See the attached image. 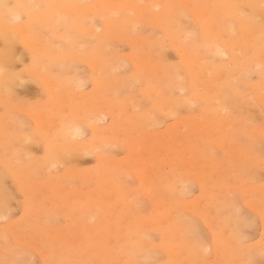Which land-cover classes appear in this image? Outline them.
<instances>
[{
    "label": "rangeland",
    "instance_id": "rangeland-1",
    "mask_svg": "<svg viewBox=\"0 0 264 264\" xmlns=\"http://www.w3.org/2000/svg\"><path fill=\"white\" fill-rule=\"evenodd\" d=\"M142 1V6L149 3ZM196 1L212 7L208 11L213 16L208 19L217 15L201 25L194 19L198 16L195 7H174L179 11L176 25L183 30L181 35L188 32L186 36L193 38L187 37L188 41L184 35L186 43L180 35L177 47L189 51L190 56L197 52L192 56L195 63L190 65L180 59L179 49L153 24L154 16L149 12L144 14L149 25L137 11L117 15L131 25V33L118 39V33L99 38L106 47L101 54L97 49L94 55L90 48L99 39L93 37V41L89 33H74L69 28L74 23L72 18L66 16L65 20L61 15L66 22L59 23L58 32L55 27L49 29L50 23L47 33L42 31L47 25L36 24L25 15L14 22L27 27L30 24L32 30L38 26L39 36L27 41L8 32L15 40L7 74L16 80L20 76V82L17 80L8 95L0 87V264H264V45L260 48L256 39L249 42L245 28L226 14L223 7L228 1ZM196 1L192 3L198 8ZM8 3L12 8L13 0ZM260 3L231 0L243 15L246 13L245 18H256L255 24L263 32L264 4ZM45 4L39 11L53 13ZM216 8H222L219 15ZM98 20L83 24L87 29L96 27L94 33L100 34L104 29ZM227 27L231 34L234 30V39L223 30ZM64 33L72 35L65 37ZM59 34L66 40L74 36L73 44L65 43ZM43 35L47 37L42 39ZM113 36L114 40L109 39ZM210 36L222 40L220 48L218 41L207 43ZM142 39L155 41L144 46ZM23 40L29 45H23ZM34 41L41 46L51 44L47 47L56 48L54 51L63 54L69 64H49L46 72L45 67L40 68L43 57L39 54L38 67L36 53L31 55L32 47L38 45ZM4 47L0 37V54ZM243 58L256 59V66L251 67L252 60L251 70H244L246 75L244 71L236 76L234 73L224 84L227 86L217 92L216 84L224 79L225 70L235 69ZM197 59L204 62L200 67ZM135 62L142 71L136 70ZM1 63L0 71H4ZM205 68L208 72L203 71ZM207 68L214 70L211 73ZM191 72L197 81L195 87L189 79ZM94 79L103 81V85ZM207 80H211L207 88L212 95L201 101ZM151 87L157 88L155 94ZM215 95L219 100L215 101ZM229 122L234 126L232 131L226 130ZM222 124L228 126L223 131ZM68 128L72 136L66 141L62 135ZM227 136L229 142H223ZM60 144L65 147L59 148ZM51 150L54 162L47 164ZM104 182L109 185H102Z\"/></svg>",
    "mask_w": 264,
    "mask_h": 264
},
{
    "label": "bare ground",
    "instance_id": "bare-ground-1",
    "mask_svg": "<svg viewBox=\"0 0 264 264\" xmlns=\"http://www.w3.org/2000/svg\"><path fill=\"white\" fill-rule=\"evenodd\" d=\"M149 1V3H148V5L147 6H142L141 4H143V3H141L140 4V2H143L142 0H13V7L12 8H8V0H0V37L2 38V41H3V43H4V45H5V47H4V50H3V52L0 54V63L1 62H3L4 63V65L2 66V68L3 67H6V65H10V60L11 59H13V58H11V56H12V51H13V39L15 40V38L14 37H11L12 35H10L8 32H12V33H14V34H16V35H19V36H21V38L23 39H25V40H27V41H29V40H31V39H33V36H34V38H36L35 36L38 34V29L37 28H39L38 26L35 28L33 25V30L32 29H30V24H29V27H27L25 24L23 25V24H18V25H15L14 24V22L16 21V20H19L20 18H21V16L22 15H25L29 20H32V22L34 21L36 24H39V25H47L45 28H43L42 29V31L43 32H46L47 30H48V27H51V26H49V25H51L52 24V27L51 28H49V29H52L53 27H55V28H53V30L55 29H57L58 30V28H60L61 27V25H59V23L61 24V23H63V21L64 22H66L65 20H67V18H66V16L68 17V18H72V22H73V20H74V23H73V26H70L69 28H71L72 29V31L74 32V33H78V34H84V33H89V35L90 36H92V40L94 41V39H96V41L99 39V38H106V36L107 35H109V33H111V35H109V36H112V35H114V34H117V39L119 38L118 36H124V35H127L128 33H131V31H130V27H131V25L128 23V22H126V20H123V19H119V18H117L116 16L118 15V16H120L119 14H123V12L124 11H126V10H128L129 12L130 11H132V13H134L135 11H137V12H139L140 14H139V18H145L144 17V14L145 13H147V12H149V13H151V14H153L152 15V17L154 16V23L153 24H155L159 29H160V31H163V33L168 37V38H170L171 39V41H172V43H173V46H176L177 47V43L179 42H177L176 41V39H177V37H179L181 34H182V31L180 30V27L179 26H177L176 25V23L178 22V17H177V15L179 14L178 12V10L177 9H175L176 7H179V8H181V7H187V6H189V7H195L196 9V11H194V12H197V18L195 17L194 19H197V21L202 25H204L205 23H203L204 21L206 22H208L209 21V19H210V21L212 20L213 21V19L214 18H216L215 16L217 15H214V18H209L208 19V17H210V15L212 14L211 12H209L208 10H211L210 8H212V7H205L204 5H202V3L204 4V2H202V3H199V2H197L196 0V2L197 3H199V6H198V8L196 7L197 5H196V3H192V0H148ZM194 1V0H193ZM220 1V0H219ZM226 1H228L227 2V4L228 5H226L225 3V6L223 7L224 9H225V12H226V14L227 15H229V16H234L235 18L234 19H237V23H239V24H241L244 28H245V32H247V36L249 37V42L251 41V42H254L253 40L254 39H256L255 41H256V44L259 46H261V45H264V34H262L261 35V33H264V30H263V32H262V30L260 29V25L259 26H257L255 23H258V21H255L256 20V18H255V20H253L252 21V19L251 20H249V19H247V17L245 18V15H246V13L243 15V13L241 12V10H240V8H239V5H236L235 4V6H237V7H234L232 4H231V0H223V2H226ZM253 1V0H252ZM263 1V3H260L259 2V0H258V3H260V4H264V0H262ZM45 4V6H48V8H50V9H53L54 10V12L53 13H47V11H44V13H41L39 10L42 8H40V9H38L39 7H40V5L41 4ZM233 3V2H232ZM221 4V3H220ZM223 4V5H224ZM242 5V4H241ZM245 5H247L246 3H245ZM256 5H257V2H256ZM256 5H251V6H253L254 8H257V7H255ZM263 6V10H264V5H262ZM175 7V8H174ZM215 7V6H214ZM253 7H251V8H253ZM218 8V7H217ZM217 8H216V11H217V13H218V15L220 14L219 12V10H222V8L221 9H219V10H217ZM260 8H261V6L259 7V11H260ZM193 9V8H192ZM258 9V8H257ZM176 10L178 11V12H176ZM213 10V9H212ZM255 10V9H254ZM192 11V10H191ZM215 11V12H216ZM219 11V12H218ZM214 14H215V12L214 11H212ZM178 13V14H177ZM249 13V12H248ZM56 14H59L58 16L56 15ZM126 14V13H125ZM193 14H195V13H193ZM261 14H262V11H261ZM65 17L64 19H63V17ZM128 15H131V14H128ZM243 15V16H242ZM259 15V14H258ZM62 17V18H60V17ZM136 16H138V15H136ZM136 16H134L133 18H135ZM195 16V15H194ZM211 16H213V14L211 15ZM256 16V15H255ZM151 17V16H150ZM220 17V16H219ZM262 17V16H261ZM99 19L101 22H102V27H103V32L102 33H100V34H98L97 32V34H95L94 33V30H95V21L97 20V19ZM132 18V17H131ZM132 18V19H133ZM137 18V17H136ZM139 18L137 19V20H139ZM142 18V19H143ZM181 18V17H180ZM253 18V19H254ZM258 18V17H257ZM260 18V17H259ZM258 18V19H259ZM264 18V17H263ZM75 19H77V21L75 20ZM96 19V20H95ZM145 19H147V18H145ZM150 19V18H149ZM88 21V22H93L94 21V24H93V26L95 27V28H89V29H87L88 28V26H87V28H86V26L83 24V22L85 23V21ZM93 20V21H92ZM98 20V21H99ZM134 20V19H133ZM148 20V19H147ZM147 20H146V22H147ZM215 20V19H214ZM217 20V19H216ZM87 21H86V23H87ZM131 21V20H130ZM150 20H148V22H147V24L148 23H150L149 22ZM11 22H13L12 23V25H10L9 23H11ZM207 22H206V24H207ZM217 22V21H216ZM253 22V23H252ZM51 23V24H50ZM137 23H139L138 21H137ZM136 23V24H137ZM135 24V25H136ZM141 24H144V23H141ZM253 24V25H252ZM35 25V24H34ZM89 25H90V23H89ZM130 25V26H129ZM139 25V24H138ZM149 25V24H148ZM26 26V28L27 29H25L24 27ZM56 26H59V27H57L56 28ZM69 26V25H68ZM68 26H66V28L68 27ZM91 26H92V23H91ZM92 26V27H93ZM153 26V25H152ZM217 26V25H216ZM100 27V26H99ZM262 27V26H261ZM34 28H35V30H34ZM69 28H67V29H69ZM101 28V27H100ZM209 28H210V26H209ZM28 29H30V31L31 32H33V31H35V32H37L36 34H34L35 32H33V34L31 33V32H29V30ZM62 29V28H61ZM86 29H87V31H86ZM133 29V28H132ZM202 29V28H201ZM214 28H212L211 29V31L213 30ZM262 29H264V27H262ZM40 30H41V28H40ZM46 30V31H45ZM56 30V31H57ZM60 30V29H59ZM208 30V29H207ZM215 30V29H214ZM225 32H226V34H228V35H230L229 36V38L230 39H232L231 37H233L232 36V34L234 33L233 31H232V34H231V28L230 29H228V27L227 28H225V29H223ZM96 31V30H95ZM220 31H222V30H220ZM8 33V37L6 36V34L5 33ZM58 32V31H57ZM60 32H61V30H60ZM59 32V33H60ZM214 32V31H213ZM239 32L240 33H242L240 30H239ZM40 34H41V32H39ZM47 33V32H46ZM56 33V32H55ZM113 33V34H112ZM61 34V33H60ZM59 34V35H60ZM63 34V33H62ZM68 34H70V35H72L71 33H68ZM68 34H67V36H68ZM159 34V33H158ZM186 34H188V32H186ZM186 34L184 33V35H185V37L187 38V37H189L188 35L186 36ZM192 34V33H191ZM214 34V33H213ZM10 35V36H9ZM44 35H46L45 33H44ZM44 35L43 36H41V38L42 39H45L44 38ZM85 35V34H84ZM144 35V34H143ZM143 35H141V36H143ZM184 35H181V36H183V37H181L182 39L184 38V40H185V37H184ZM227 35V36H228ZM261 35V36H260ZM18 36V37H19ZM37 36H39V34L37 35ZM61 36V35H60ZM63 36V35H62ZM61 36V37H62ZM64 36H65V33H64ZM63 36V37H64ZM67 36H65V37H67ZM86 36V35H85ZM140 36V37H141ZM193 36H194V34H193ZM247 36H246V39H247ZM58 37V36H57ZM65 37H64V42L66 43V42H68L67 44H73V41H74V36H73V38H70L71 36H69V40H66L65 39ZM87 37H88V35H87ZM93 37H95L94 39H93ZM114 37H116V36H113L112 38H109V39H113ZM216 36H214V38H215ZM12 38V39H11ZM20 38V37H19ZM59 38V37H58ZM108 38V37H107ZM136 39H137V37H135ZM150 38H152V37H150ZM189 38H192V37H189ZM189 38H187L188 39V41H189ZM38 40H40L39 38H37ZM61 39V38H60ZM89 39H90V37H89ZM122 39H123V37H122ZM147 39V38H146ZM146 39H145V41H146ZM155 39V38H154ZM182 39H180V41L182 40ZM233 39H234V37H233ZM35 40V39H34ZM66 40V41H65ZM100 40H102V39H99V42H97L98 44H96V46L95 47H91L90 49L93 51L92 53H93V55H94V53H95V51H97V49L99 50V53L101 54V52L103 51V49L102 48H105L106 46L105 45H103L104 47H102V44H101V41ZM114 40V39H113ZM127 40V39H126ZM143 40V39H142ZM148 40V39H147ZM150 41H151V39H149ZM156 40V39H155ZM155 40H153V42L155 41ZM178 40V39H177ZM191 40V39H190ZM192 40H193V38H192ZM191 40V41H192ZM214 39L212 38V36H210L208 39H207V43L208 44H213L214 45V43L215 42H217L219 39H216L217 41H215V42H213V43H211L212 41H213ZM247 40V41H248ZM22 41V40H21ZM20 41V42H21ZM24 41V40H23ZM27 41H24V42H26V44H23V45H25V46H28L29 45V42L27 43ZM41 41V40H40ZM43 41H45V40H42V42ZM62 41H63V39H62ZM86 41V40H85ZM88 41V40H87ZM93 41H88V43L90 42H93ZM125 41V40H124ZM130 40H128V42H129ZM138 41H140V40H138ZM144 41V40H143ZM144 41V46H147V45H145L146 43H149V42H145ZM159 41V40H158ZM158 41L156 40V42L158 43ZM186 41V43H187V40H185ZM224 41L226 42V39H224ZM223 41V42H224ZM241 41V40H240ZM238 42V43H240L241 44V42L242 43H244L245 44V42H243V41H241V42ZM23 42V43H24ZM35 42V41H34ZM36 42H38L37 40H36ZM35 42V43H36ZM63 42V43H64ZM83 42V41H82ZM141 42V41H140ZM153 42H151V43H149V44H151L152 45V43ZM165 42V41H164ZM177 42V43H176ZM184 41L182 40V43H183ZM222 43V40L221 41H218V46ZM235 42H236V37H235ZM35 43H32L33 45L35 44ZM38 43H40V42H38ZM38 43H36L35 45H37ZM46 43V42H45ZM45 43L44 44H42L43 46H41V45H39L40 47L39 48H37L38 47V45L37 46H34V47H32V49L33 50H31L32 52H31V55H33V52H35L36 53V55H34V56H36V58H37V63H38V67H39V62H43V63H41V67L40 68H44L45 67V69L47 70L46 72H48L49 70H50V68L49 69H47L48 67H46V66H49L50 67V65H63L64 67H66L69 63L66 61V57H63V54H62V56L60 55V53L58 52V51H54V49H56V48H53L52 47V49H50L49 47H47L49 44H47V46L45 45ZM49 43H51V41L49 42ZM88 43H85V44H88ZM132 43H133V41H132ZM137 42L135 41V44H136ZM160 43H162V42H160ZM220 43V44H219ZM247 43V45L249 44L250 45V43H248V42H246ZM28 44V45H27ZM31 44V43H30ZM41 44V43H40ZM62 44V43H61ZM60 44V45H61ZM82 44V43H81ZM80 44V45H81ZM92 44V43H91ZM105 44V43H104ZM109 45H107V46H110V42L108 43ZM154 44V43H153ZM199 44V43H198ZM235 44V43H234ZM45 45V46H44ZM51 45V44H50ZM49 45V46H50ZM59 45V46H60ZM79 45V44H78ZM98 45V46H97ZM141 46H143V43L142 44H140ZM225 45H228V44H225ZM237 46L239 45V44H236ZM246 45V44H245ZM248 45V46H249ZM15 46H17V45H15ZM52 46H53V44H52ZM84 46V45H83ZM86 46V45H85ZM137 46H139V45H137ZM144 46H143V49H144ZM162 46V45H161ZM161 46L159 47V49H161ZM212 46V45H211ZM210 46V47H211ZM233 46V45H232ZM242 46H244L243 44L241 45V48H242ZM253 46V45H252ZM259 46V47H260ZM209 47V46H208ZM209 47V48H210ZM221 47H222V45H221ZM246 47V46H245ZM244 47V48H245ZM29 48V47H28ZM117 48V47H116ZM214 48V47H213ZM217 48V47H216ZM219 48H220V46H219ZM226 48V47H225ZM227 48H231V45H230V47H227ZM251 48H254L255 49V46H253V47H251ZM261 48V47H260ZM263 48H264V46H263ZM262 48V49H263ZM177 49H179V57H180V59L184 62V63H186L187 65H190V64H192V63H195L194 61H193V57L192 56H194L195 55V53L197 54V52H195V51H193V52H195V53H192V54H194V55H192V56H190V53H189V51L187 52H183L182 50H180V47L178 48L177 47ZM184 49V48H183ZM229 49H227V50H229ZM254 49H253V51H254ZM261 49V50H262ZM57 50V49H56ZM213 50V49H212ZM212 50H210V51H212ZM215 50V49H214ZM218 50H220V49H218ZM30 51V50H29ZM208 51V50H207ZM222 51V50H221ZM240 51V50H239ZM249 52H250V50H248ZM247 51V52H248ZM258 51H259V49H258ZM209 52V51H208ZM207 52V53H208ZM235 52H238V51H235ZM242 52H245L244 50L243 51H241V53ZM34 53V54H35ZM38 53V54H37ZM141 53V52H140ZM160 53H162V51L160 52ZM223 53V52H222ZM239 53V52H238ZM39 54H41L42 55V57H43V59L41 60V61H39L38 62V56H39ZM78 54V53H77ZM159 54V53H158ZM163 54V53H162ZM189 54V55H188ZM205 54H206V52H205ZM211 54V53H210ZM209 54V55H210ZM215 54H217L216 52H215ZM220 54V53H219ZM219 54H218V56H219ZM245 54V53H244ZM250 54V53H249ZM255 54V53H254ZM69 55V54H68ZM141 55H142V53H141ZM161 55V54H160ZM207 55V54H206ZM235 55V54H234ZM236 55H238V54H236ZM243 55V54H242ZM246 55V54H245ZM64 56H65V54H64ZM133 56H136V55H133ZM217 56V55H216ZM239 56V55H238ZM254 56V55H253ZM262 56V55H261ZM260 56V57H261ZM126 57V56H125ZM140 56H137V58H139ZM143 57V56H142ZM142 57H140L143 61H146V59L145 58H142ZM158 57H160V59L162 58V55L161 56H158ZM210 57H211V55H210ZM222 57V56H221ZM246 57V56H245ZM17 58H20V55H19V57H17ZM72 58H73V55H72ZM85 58V57H84ZM111 58H113V57H111ZM129 58V57H128ZM134 58V57H133ZM136 58V57H135ZM134 58V59H135ZM195 58V57H194ZM237 58V57H236ZM263 57H261L260 59H262ZM40 59H41V57H40ZM62 59V60H61ZM81 59V58H80ZM100 59V58H99ZM131 59V58H130ZM141 59H139V60H141ZM201 59V58H200ZM240 59H242V58H240ZM244 59V58H243ZM249 59H250V57H249ZM34 60V59H33ZM76 60V59H75ZM102 60H106V59H102ZM136 60V59H135ZM134 60V61H135ZM203 60V59H202ZM233 60H235V59H233ZM232 60V61H233ZM253 60V58L249 61L248 59H244L243 61H241V63L239 64V62H238V66H236V68L235 69H233V68H231L232 70H225V72H226V74H225V76H224V79H222L221 81L223 82H221L220 83V85H218V84H216L217 86V88H218V91L217 92H219V90H221L222 89V87H224V86H227V85H224V84H227V83H229L230 82V80H231V75H234V73H235V76L236 75H240V73L242 72V71H247V70H251V68H250V63H251V61ZM256 60V59H255ZM255 60H253V62L255 61ZM21 61V60H20ZM64 61H66V63H68V64H66ZM136 61H138V60H136ZM262 61V60H261ZM86 62H88V61H86ZM90 62V61H89ZM196 62L199 64V67H200V64H203L204 62L203 61H201V60H196ZM252 62V63H253ZM263 62V61H262ZM3 63H1V64H3ZM114 63V62H113ZM136 64H134V65H136V70H138V72H140V71H142L141 70V68H140V66H138V64H137V62H135ZM196 63V64H197ZM233 63H234V61H233ZM50 64V65H49ZM98 64V63H97ZM112 64V63H111ZM132 64V63H131ZM145 64V63H144ZM198 64H197V66H198ZM237 64V63H236ZM254 64H255V62L253 63V65H251V67H253L254 66ZM261 64V63H260ZM96 65V64H95ZM113 65V64H112ZM148 65V64H147ZM154 65V64H153ZM206 65V64H205ZM226 65V64H225ZM263 65V64H262ZM1 66V65H0ZM7 66V67H8ZM51 66V67H52ZM70 66V65H69ZM68 66V67H69ZM92 66H94V64H92ZM194 66V65H193ZM206 66H208V65H206ZM205 66V67H206ZM255 66H256V64H255ZM259 66V65H258ZM6 67V68H7ZM10 67V66H9ZM9 67L6 69H4V71L5 70H7V71H5V73L6 74H2L4 71H0V87L1 86H3V88H1L2 89V92H3V90L4 91H6V93L5 94H9L10 92H11V90H12V86H14V85H16L17 84V80L19 81V77L17 78V80L15 79V77L14 76H11V75H8L7 74V72L9 71ZM57 66H54V68H56ZM59 67V66H58ZM57 67V68H58ZM87 67H88V65H87ZM212 67V66H211ZM233 67V66H232ZM39 68V69H40ZM54 68H52V69H54ZM63 67H59V69H60V71H61V69H62ZM90 68L92 69V67L90 66ZM95 68H97V67H95ZM148 68V67H147ZM146 68V69H147ZM151 68V67H150ZM155 68V67H154ZM175 68V67H174ZM196 68V67H195ZM214 68V67H213ZM212 68V70H214ZM254 68V67H253ZM257 68V67H256ZM114 69V68H113ZM149 69V68H148ZM165 69V68H164ZM199 69V68H198ZM208 69V68H207ZM229 69V68H228ZM2 70V69H1ZM38 70V69H37ZM41 70V69H40ZM44 70V69H43ZM56 70H58V69H56ZM63 70V69H62ZM97 70H99V69H97ZM104 70V69H103ZM115 70H116V68H115ZM154 69L152 68L151 69V72L153 71ZM156 70V69H155ZM194 70V69H193ZM206 70V68L205 69H203V71H205ZM208 70H210V72L212 73V70L211 69H208ZM23 71V70H22ZM112 71V70H111ZM114 71V70H113ZM150 71V70H149ZM164 71V70H163ZM223 71V70H222ZM245 71L243 72V73H245ZM26 72V71H25ZM35 72V71H34ZM39 71H37V72H35V73H38ZM40 72H42V70L40 71ZM46 72H44V73H46ZM103 72H106V70H104ZM156 71H154V73H155ZM205 72H208V71H205ZM248 72V71H247ZM10 74L12 73V72H9ZM44 73H42V74H44ZM113 73H115V72H113ZM161 73V72H160ZM201 73V72H200ZM204 73V72H203ZM253 73V72H252ZM255 73H257V72H255ZM32 75H33V73H31ZM48 74V73H47ZM159 73H156V75H158ZM197 74V73H196ZM208 74V73H207ZM206 74V75H207ZM40 76H41V74H39ZM114 75V74H113ZM149 75V74H148ZM191 76H190V80L192 81V84L191 85H193L194 84V87L197 85V81L195 80V74L193 75V72H191V74H190ZM209 75H212V74H209ZM245 75H246V73H245ZM34 76V75H33ZM47 76H49V75H47ZM164 76V75H163ZM166 76H169L168 74L166 75ZM203 76V75H202ZM217 76H219V75H217ZM263 76V75H262ZM43 77V76H42ZM160 77H162V76H160ZM170 77H171V75H170ZM198 77V76H197ZM216 77V76H215ZM221 77H223V76H221ZM45 78L47 79V77L45 76ZM49 78V77H48ZM147 78V77H146ZM164 79H166L165 77H163ZM173 78V77H172ZM179 78V77H178ZM218 78H220V76L218 77ZM233 78V77H232ZM51 79V78H50ZM143 79V78H142ZM150 79V78H149ZM214 79V78H213ZM215 79H217V77L215 78ZM214 79V80H215ZM234 79V78H233ZM40 80V79H39ZM39 80H38V82H39ZM43 80V79H42ZM49 80V79H48ZM51 80H53V79H51ZM77 80V79H76ZM99 79H94V82L96 83V84H98V85H103V79L101 80L102 82H100V81H98ZM144 80H146V79H144ZM219 80V79H218ZM32 81V80H31ZM30 81V82H31ZM50 81V80H49ZM106 81V80H105ZM179 81V80H178ZM204 81V80H203ZM208 81V80H207ZM213 81V80H212ZM20 82V81H19ZM93 82V83H94ZM211 80L210 81H208V84L205 86V93H203V95L201 96V97H199L200 99H201V101L203 100V98H208L209 97V99H210V96L212 95V94H210V91H209V89L207 88V86H209V85H211ZM212 83H214V82H212ZM31 84V83H30ZM42 84V83H41ZM46 84V83H45ZM110 84V83H109ZM112 84H113V81H112ZM204 84H205V82H204ZM19 85V84H18ZM32 85H33V83H32ZM50 85V87H54V85H52V84H49ZM49 85H48V87H49ZM224 85V86H223ZM263 85V84H262ZM175 86H176V84H175ZM203 86V85H202ZM212 86H214V84L212 85ZM256 86H257V84H256ZM20 87H22V85L20 86ZM80 87V86H79ZM171 87V86H170ZM173 87V86H172ZM198 87V86H197ZM196 87V88H197ZM52 88H50V89H52ZM177 88H179V87H177ZM196 88H194V90L196 89ZM231 88H232V86H231ZM251 88H253V87H251ZM23 89H24V87H23ZM81 89V88H80ZM153 92H154V94H155V92H157V88H156V90H155V88L154 87H151L150 88ZM203 89V88H202ZM230 89V88H229ZM236 89V88H235ZM22 90V89H21ZM183 90V89H182ZM193 90V91H194ZM257 90H259V88L257 89ZM1 91V90H0ZM176 91V90H175ZM184 91V90H183ZM202 91V90H201ZM216 91V90H215ZM260 91V90H259ZM1 93V92H0ZM52 93H54V92H52ZM87 93H88V91H87ZM150 93H151V91H150ZM202 93V92H201ZM212 93H213V91H212ZM7 94V95H8ZM67 94V93H66ZM70 94H72V93H70ZM200 94V93H199ZM210 94V95H209ZM233 94V93H232ZM85 95V94H84ZM220 95V94H219ZM5 96V95H4ZM151 96V95H150ZM221 96V95H220ZM241 96V95H240ZM77 97V96H76ZM242 97V96H241ZM1 98V97H0ZM214 99H215V101L216 100H219V97H217V95H215L214 97H213ZM243 98V97H242ZM255 98V97H254ZM68 98H66V100H67ZM159 99V98H158ZM189 99V98H188ZM193 99H197V98H195V96H194V98ZM200 99H198V101L200 100ZM208 99V100H209ZM245 99V98H244ZM2 100V99H1ZM162 100V99H161ZM160 100V101H161ZM205 100V99H204ZM246 100V99H245ZM250 100V99H249ZM256 100H257V98H256ZM103 101V100H102ZM114 101H115V99H114ZM163 101V100H162ZM161 101V102H162ZM166 101V100H165ZM177 101V100H176ZM184 101H186V100H184ZM183 101V102H184ZM223 101V100H222ZM241 101H243V100H241ZM172 102V104H177V102H174V101H171ZM187 102V101H186ZM206 102H207V99H206ZM58 103V102H57ZM110 103V102H109ZM108 103V104H109ZM119 103V102H118ZM158 103V102H157ZM163 103V102H162ZM182 103V102H181ZM189 103V102H188ZM60 104H62V102L60 101ZM192 104V103H191ZM2 106V105H1ZM54 106V105H53ZM92 106V105H91ZM165 106V105H164ZM7 107V106H6ZM63 107V106H62ZM76 107V106H75ZM74 107V108H75ZM83 107V106H82ZM9 108V107H8ZM15 109H16V107H14ZM72 108H73V106H72ZM78 108H80V106L78 107ZM94 108V107H93ZM126 108H128V107H126ZM125 108V109H126ZM87 109H89L88 107H87ZM97 109V108H96ZM164 109V108H163ZM66 110V109H65ZM98 111H99V109H97ZM209 111H210V109H208ZM29 111V110H28ZM27 111V112H28ZM31 111V110H30ZM96 111V110H95ZM124 111V110H123ZM158 111V110H157ZM203 111V110H202ZM224 111V110H223ZM94 112V111H93ZM100 112H101V110H100ZM103 112V111H102ZM171 112V111H170ZM211 112H213V111H211ZM217 112V111H216ZM221 112V111H220ZM105 113V112H104ZM106 113H107V111H106ZM124 113V112H123ZM204 113H205V111H204ZM218 113V112H217ZM110 115V117H112V113L110 112V113H107V115ZM161 114V113H160ZM212 113H210V115H211ZM28 115V114H27ZM163 115V114H162ZM36 116V115H35ZM34 116V117H35ZM171 116V115H170ZM220 116V115H219ZM215 117H216V114H215ZM46 118V117H45ZM151 118V117H150ZM169 118V117H168ZM203 118V117H202ZM220 119H221V117H219ZM88 119V118H87ZM104 120V119H103ZM152 120V119H151ZM200 120V119H199ZM227 120V119H226ZM225 120V121H226ZM52 121V120H51ZM201 121V120H200ZM210 122H211V120H209ZM233 121V120H232ZM240 121V120H239ZM7 122V121H6ZM78 122V121H77ZM79 122H82V121H79ZM183 122V121H182ZM202 122V121H201ZM245 122V121H244ZM38 123V122H37ZM40 123V122H39ZM83 123V122H82ZM192 123V122H191ZM223 123V122H222ZM230 124H228V126H223V124H222V126H221V130L223 131V127H228L226 130H230V131H232V129L231 128H233L234 126H233V124L231 123V122H229ZM227 124V123H226ZM239 124V123H238ZM148 125V124H147ZM154 125V124H153ZM205 125V124H204ZM203 125V126H204ZM35 126V125H34ZM156 126V125H155ZM178 126V125H177ZM207 126H208V124H207ZM39 127V126H38ZM50 127H51V125H50ZM89 127V126H88ZM179 127V126H178ZM194 127H196V126H194ZM46 128V127H45ZM47 128H48V126H47ZM72 128H75V126H73ZM93 128V127H92ZM177 128V127H176ZM69 129L70 128H68L67 129V132L66 133H63V135H62V139L63 140H66V141H68V136H72V134H69L68 133V131H69ZM90 129V128H89ZM97 129V128H96ZM179 129V128H178ZM198 129V128H197ZM209 130H210V128H208ZM49 130V129H48ZM218 130V129H217ZM225 129H224V131H226ZM77 131V130H76ZM220 131V130H219ZM217 132V131H216ZM234 132V131H233ZM94 133H98V129H97V131L95 130V132ZM103 134L105 133V132H102ZM228 133V132H227ZM263 133V132H262ZM102 134V135H103ZM225 134V133H224ZM230 134H233L232 132H230ZM78 135V134H77ZM240 135V134H239ZM8 136V135H7ZM259 136H260V134H259ZM20 137V136H19ZM46 138H47V136H45ZM74 137V136H73ZM216 137V136H215ZM3 139V138H2ZM14 139V138H13ZM224 139H225V141H228L229 142V140H230V138L227 136V137H224L223 138V142H224ZM1 140V139H0ZM42 140H43V138H42ZM102 140V139H101ZM107 140V139H106ZM104 141V142H107V141ZM45 141V140H44ZM57 141H60V140H57ZM60 142H62V141H60ZM120 142V141H119ZM166 143V142H165ZM59 144V143H58ZM109 144H110V142H109ZM54 145V144H53ZM62 144H60V146H61ZM66 145V144H65ZM218 145V144H217ZM59 146V148H64L65 146L64 145H62V147H60ZM64 146V147H63ZM150 146V145H149ZM1 147V146H0ZM48 147V146H47ZM51 147V146H50ZM49 147V148H50ZM71 147V146H70ZM156 147V146H155ZM53 148V147H52ZM217 148V147H216ZM220 149H222V148H220ZM167 151V150H166ZM224 151V150H223ZM232 151V150H231ZM13 152V151H12ZM190 152V151H189ZM226 152V151H225ZM52 153H53V150H51V153H49L48 152V156H47V164L48 163H51V162H54V160L52 159ZM224 153V152H223ZM234 153V152H233ZM232 153V154H233ZM245 153V152H244ZM243 153V154H244ZM238 154H240L239 152H238ZM226 155V154H225ZM226 156H228V154L226 155ZM233 156H236L235 154L233 155ZM241 156H243V155H241ZM247 157V156H246ZM245 157V158H246ZM232 158V157H231ZM240 158V157H239ZM238 158V159H239ZM247 158H250V157H247ZM234 160H236L237 161V159H234ZM252 160V159H251ZM257 160V159H256ZM45 161V162H46ZM246 161H248V160H246ZM249 163H250V161H248ZM149 163V162H148ZM247 163V162H246ZM254 163V162H253ZM259 163H257V165H258ZM262 164V163H261ZM147 165V164H146ZM260 165V164H259ZM161 166V165H160ZM163 166V165H162ZM11 168V167H10ZM159 169V168H158ZM190 176V175H189ZM107 178V177H106ZM1 179H3V178H1ZM208 179V178H207ZM150 180V179H149ZM15 181V180H14ZM144 182V181H143ZM16 183H18V182H16ZM108 183H102V185H107ZM109 185V184H108ZM21 188V187H20ZM237 189H238V187H237ZM242 189V188H241ZM64 194V193H63ZM22 199V198H21ZM153 201V200H152ZM14 203V202H13ZM160 204V203H159ZM247 206V205H246ZM160 207V206H159ZM250 207V206H249ZM161 208V207H160ZM232 210V209H231ZM184 211V210H183ZM7 213V212H6ZM4 214V213H3ZM197 215V214H196ZM199 219V218H198ZM261 219V218H260ZM32 221V220H31ZM260 221V220H259ZM206 224V223H205ZM204 225V224H203ZM260 225H262V224H260ZM17 227V226H16ZM261 228V227H260ZM262 229V228H261ZM208 230V229H207ZM210 230V229H209ZM4 232V231H3ZM212 233V232H211ZM218 238V237H217ZM216 238V239H217ZM216 239H215V241H216ZM221 240V239H220ZM220 244V243H219ZM222 245V244H221ZM4 251V250H3ZM169 251V250H168ZM0 253H1V251H0ZM19 255V254H18ZM43 256V255H42ZM44 258V257H43ZM3 260V259H2ZM72 261V260H71ZM75 261V260H74Z\"/></svg>",
    "mask_w": 264,
    "mask_h": 264
}]
</instances>
